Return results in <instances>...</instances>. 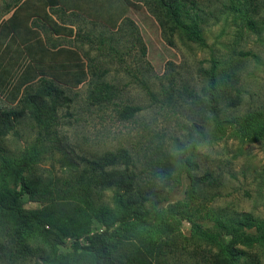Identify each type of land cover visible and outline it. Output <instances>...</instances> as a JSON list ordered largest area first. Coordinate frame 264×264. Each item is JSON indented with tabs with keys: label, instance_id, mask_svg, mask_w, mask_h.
Segmentation results:
<instances>
[{
	"label": "rangeland",
	"instance_id": "obj_1",
	"mask_svg": "<svg viewBox=\"0 0 264 264\" xmlns=\"http://www.w3.org/2000/svg\"><path fill=\"white\" fill-rule=\"evenodd\" d=\"M138 2L0 0V189L22 167L52 191L0 209V264H46L41 223L70 264L105 230L115 260L264 264V0Z\"/></svg>",
	"mask_w": 264,
	"mask_h": 264
},
{
	"label": "trees",
	"instance_id": "obj_2",
	"mask_svg": "<svg viewBox=\"0 0 264 264\" xmlns=\"http://www.w3.org/2000/svg\"><path fill=\"white\" fill-rule=\"evenodd\" d=\"M50 7L57 6L58 0H47ZM128 5L136 6L139 5L138 1L134 0H125ZM160 2L162 0H159ZM166 2V1H165ZM165 7L169 6L168 3L163 4ZM173 6H171V9ZM178 12H174L171 10V14L173 18L178 16ZM170 43V41H169ZM42 94V93H41ZM41 94L32 93L29 95L24 96L20 99V104L23 105L25 109H27L33 119L38 123L42 124L43 120L41 116L46 112V110L52 111L54 106L51 104L46 105ZM47 95L50 96V91H47ZM138 110L136 107H126L123 111L125 117H132L135 112ZM214 113V111H211ZM9 117V115H7ZM194 129H197L199 132L200 128L194 124ZM255 136L259 137L260 139H264V128L259 129ZM256 138V137H255ZM258 138V139H259ZM254 139V137H253ZM255 140V139H254ZM178 149H182L183 146L178 142L175 143ZM169 171L168 173H176L180 172L182 167L180 165V159L178 157H174L172 161L168 162ZM9 174L12 178V185L14 189L2 191L0 189V209L1 214L7 216H13L14 218L20 219L22 218L25 213L22 209L18 206L20 199L25 194L31 195H39V196H46L51 194V189H49V183H44L41 180L34 181L31 186L29 187L28 183L26 182L25 178L23 177V168L22 167H11L9 170ZM110 175V179H104L102 183L103 186L115 185L121 187L124 184V177L122 174L118 172H113ZM44 225L40 224V229L37 230L38 236L46 243L49 252L47 255L44 256L43 261L46 264H70V254L67 251H63V247L65 246L64 241L58 237H51L45 234L43 229ZM19 236V232H15V235ZM108 231L105 230L101 233H94L88 235L84 238V243H79L78 241H74L71 245V249L73 253H80L86 252L93 255L94 264H134L135 260L133 257H129L126 260H115L112 258L111 254L109 253L108 249L105 246V239L108 237ZM262 242L264 243V233L261 235ZM23 252V251H22Z\"/></svg>",
	"mask_w": 264,
	"mask_h": 264
}]
</instances>
